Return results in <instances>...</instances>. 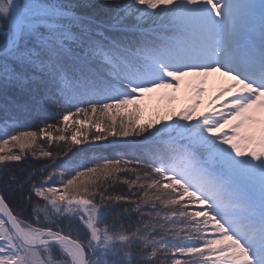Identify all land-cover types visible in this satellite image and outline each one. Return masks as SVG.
Wrapping results in <instances>:
<instances>
[{
    "label": "snow or ice",
    "instance_id": "obj_1",
    "mask_svg": "<svg viewBox=\"0 0 264 264\" xmlns=\"http://www.w3.org/2000/svg\"><path fill=\"white\" fill-rule=\"evenodd\" d=\"M0 113V264H264V0H0Z\"/></svg>",
    "mask_w": 264,
    "mask_h": 264
},
{
    "label": "trees",
    "instance_id": "obj_2",
    "mask_svg": "<svg viewBox=\"0 0 264 264\" xmlns=\"http://www.w3.org/2000/svg\"><path fill=\"white\" fill-rule=\"evenodd\" d=\"M152 104H154V106L152 107L150 102L148 101H141L140 102V108H141V122H147L149 119H152L155 117L157 109H163V104L161 103L160 100H155ZM190 104V102L185 101V103H183V107L185 105L188 106ZM175 111V110H173ZM176 116H172V119H176ZM95 118H86L83 114L79 115V116H75L72 117L70 119V121L68 122L67 125V132H65L64 134L66 136L69 137V140L73 134V132H75V130L77 128H79L81 130L82 134H87L89 137H91L94 133H96V128L93 125L92 121ZM119 117L117 118V123H119ZM3 121V114L0 113V122ZM74 121H79L82 123H74ZM48 122L49 123H54L55 121L51 118V116L48 117ZM22 123L24 125V129L25 130H36V127L38 125V122L34 119V118H29V117H25L22 118ZM106 125H101V127H105ZM65 125L61 124L60 128L64 129ZM53 135L55 136V132L53 133ZM78 139H82V135L77 137ZM43 139H41V142H43ZM124 138L122 137H112V136H108L107 140L105 141H99V142H93V143H97L102 145V147L99 148H93L90 149L87 153H81L79 154L80 158L83 160V158L85 156L91 158V157H112L117 155L119 152L122 151V149L120 147L111 145L109 142L111 141H121ZM57 142H53V144L51 145L52 147H55V144ZM58 143H63L58 142ZM87 143V142H86ZM85 145H79L77 147H84ZM75 150V148L73 149ZM47 158H40V159H30L28 164L26 165V167H28L29 169L32 167L35 168H39L42 166V161L46 160ZM23 163V162H21ZM127 188L126 185H118L116 186V190L117 191H122L125 190ZM6 196H9L10 194L5 193ZM10 203L13 207L16 206V204L18 203V201L15 198H11L10 199ZM151 211V209L149 208H145V212ZM123 222L124 224L127 225H132L135 226L137 223V216L133 215V216H125L123 218Z\"/></svg>",
    "mask_w": 264,
    "mask_h": 264
},
{
    "label": "rangeland",
    "instance_id": "obj_3",
    "mask_svg": "<svg viewBox=\"0 0 264 264\" xmlns=\"http://www.w3.org/2000/svg\"><path fill=\"white\" fill-rule=\"evenodd\" d=\"M201 78H186L185 84L181 86V89L179 92H176L175 95L179 97V99L175 101H169L168 96L172 95L173 92L171 89H162L159 92L151 94L152 99H145L143 101L150 102L151 106L153 107L154 104H152L155 100H160L163 104V109L168 108L171 110L179 111L181 108H183V103L185 101L194 103L195 100L200 99L202 101L200 109L198 110L197 115H199L200 112H204L209 109L211 97L213 95V89L210 87L209 91L206 92L202 97L197 96L194 91L189 89L187 87V84L191 82L193 86L199 83V80ZM210 84H214L216 87H219L222 83L226 82V78L219 75V73L214 74L212 77L209 78ZM219 101L216 102V106L219 107ZM185 107V105H184Z\"/></svg>",
    "mask_w": 264,
    "mask_h": 264
}]
</instances>
